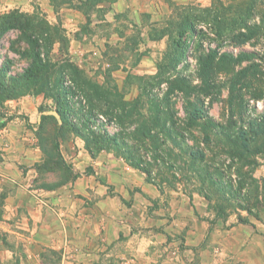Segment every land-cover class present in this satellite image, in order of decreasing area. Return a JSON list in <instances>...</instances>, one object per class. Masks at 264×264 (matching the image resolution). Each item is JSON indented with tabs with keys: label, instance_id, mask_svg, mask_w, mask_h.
I'll use <instances>...</instances> for the list:
<instances>
[{
	"label": "rangeland",
	"instance_id": "1",
	"mask_svg": "<svg viewBox=\"0 0 264 264\" xmlns=\"http://www.w3.org/2000/svg\"><path fill=\"white\" fill-rule=\"evenodd\" d=\"M140 7L133 35L123 46H108L109 65L99 63L91 77L74 65L63 28L55 25L41 36L50 45L47 53V47L41 50V59L46 54L48 60L42 74L50 77L39 84L21 78L33 45L19 41L18 29L2 31L0 106L26 91L39 93L43 109L59 107L70 120L58 128L47 117L44 138L78 134L96 153L145 166L149 175L140 171L161 191L157 199L178 191L189 200H208L207 209L224 216L256 215L264 198V0H140ZM27 20L35 34H43L42 16L37 23ZM56 40L60 54L52 51ZM245 53L251 56L239 60ZM210 54L212 62L203 66L199 57ZM65 79L71 81L69 92ZM195 103L211 118L205 129L203 119L187 122L185 108ZM98 114L104 123L93 119ZM142 123L147 127L139 131ZM227 135L246 139L249 149L230 156Z\"/></svg>",
	"mask_w": 264,
	"mask_h": 264
},
{
	"label": "crops",
	"instance_id": "2",
	"mask_svg": "<svg viewBox=\"0 0 264 264\" xmlns=\"http://www.w3.org/2000/svg\"><path fill=\"white\" fill-rule=\"evenodd\" d=\"M140 9V0H0V14L61 26L71 60L90 77L109 65L108 46L133 35ZM52 44L60 54L61 41ZM43 100L26 91L0 106V264H264V198L242 220L174 190L157 199L143 172L91 155L78 134L44 138L45 119L61 120L54 107L40 109Z\"/></svg>",
	"mask_w": 264,
	"mask_h": 264
},
{
	"label": "trees",
	"instance_id": "3",
	"mask_svg": "<svg viewBox=\"0 0 264 264\" xmlns=\"http://www.w3.org/2000/svg\"><path fill=\"white\" fill-rule=\"evenodd\" d=\"M251 8L252 7L248 6L247 11H249ZM243 15H244V13L241 14V16H243ZM185 21H186L187 25L191 27L188 19L185 18ZM0 29H1L0 36L2 34V31L7 32L9 29H18L20 31V34L22 35L21 37H19V41H21V40L25 41V43L28 46L33 45V48H31V50H29V51H31L30 52L31 56H30V60H29L27 70L25 71L26 80L34 82V83H38V84H39V82L43 83L45 81V79L47 80V78H49L50 75L49 74H47V75L42 74L43 71L48 67L47 66L48 60L46 59V56H45L46 54L43 55L45 57V59H41V56L43 54L41 50L45 49L47 47L45 50V53H47V51L50 47L49 43H48V46L45 45L46 42L45 41L43 42V39L41 38L42 35H43V37L45 35H47V33L45 31V30H47L46 23L43 22V25H42L43 31H41V32H43V34L39 32V36H36V34L34 32V28L31 25V23H28L26 15L22 14L16 10H13V11H9L8 13H6V15H3V20L0 23ZM241 35L245 36L246 34L241 33ZM38 38H39V41H38ZM212 56L213 55L210 54L208 57H204V56L199 57V60L203 66H208V64L212 62V59H213ZM238 56H240L239 60H241V59L243 60V59L249 58L251 56V53H245L244 55L239 54ZM42 60H44V63ZM11 79L16 80V78H13V77H11ZM207 86H209V84H207ZM67 107H68V105H67ZM40 109H42V107H40ZM54 110L59 114V117L61 119V123L58 125V128H60V126H62L65 122H70V120L66 116V112L61 110V108L55 107ZM185 111L187 113V116H186L187 122H190V124H195L196 119H199V120L203 119L204 122L201 123L203 129H205L206 127H209L210 122H211V118L208 116V114L203 110V108L200 105L196 104L194 109H188L186 107ZM41 118H43V116H41ZM52 118H53V116H52ZM156 122H158L157 119H156ZM260 123L262 125H264V116H263V119L260 120ZM1 125H3V123H0V126ZM146 125H147L146 123L145 124L142 123L139 126V131H141V129H145ZM148 129H150V128L148 127ZM143 133L145 134V133H147V131L142 132V134ZM142 137H150V135L142 136ZM205 138H208V136H205ZM226 138H227L226 139L227 142L231 143L230 149H228V151H227L230 156H233V157L239 156L240 157L243 155L244 151H247L249 149V145L247 143L248 141H246V139H243L241 136L239 139H233L232 137H230V135H227ZM85 145H86L87 150L91 153V155L96 154V152L90 147V145L87 144L86 141H85ZM256 150H259V148ZM199 154H201V153H199ZM203 156H204L203 154L199 155V157H202V158H203ZM130 165L141 170V171H143L145 174L149 175V171L145 166L139 165V163L138 164L137 163H131Z\"/></svg>",
	"mask_w": 264,
	"mask_h": 264
},
{
	"label": "built area",
	"instance_id": "4",
	"mask_svg": "<svg viewBox=\"0 0 264 264\" xmlns=\"http://www.w3.org/2000/svg\"><path fill=\"white\" fill-rule=\"evenodd\" d=\"M63 83L69 92V90H71V81L69 79H65ZM93 119L98 121V123H104L106 121L105 117L102 114L96 115Z\"/></svg>",
	"mask_w": 264,
	"mask_h": 264
},
{
	"label": "water",
	"instance_id": "5",
	"mask_svg": "<svg viewBox=\"0 0 264 264\" xmlns=\"http://www.w3.org/2000/svg\"><path fill=\"white\" fill-rule=\"evenodd\" d=\"M53 114L57 117V119H58L59 121L61 120L60 117H59V114H58L56 111H54Z\"/></svg>",
	"mask_w": 264,
	"mask_h": 264
}]
</instances>
